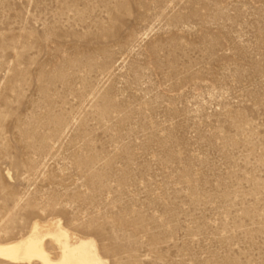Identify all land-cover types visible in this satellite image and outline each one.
Segmentation results:
<instances>
[{
    "label": "rangeland",
    "instance_id": "374dc122",
    "mask_svg": "<svg viewBox=\"0 0 264 264\" xmlns=\"http://www.w3.org/2000/svg\"><path fill=\"white\" fill-rule=\"evenodd\" d=\"M51 220L264 264V0H0V242Z\"/></svg>",
    "mask_w": 264,
    "mask_h": 264
},
{
    "label": "bare ground",
    "instance_id": "6f19581e",
    "mask_svg": "<svg viewBox=\"0 0 264 264\" xmlns=\"http://www.w3.org/2000/svg\"><path fill=\"white\" fill-rule=\"evenodd\" d=\"M0 261L9 264H108L93 238H77L60 220L34 222L16 240L0 242Z\"/></svg>",
    "mask_w": 264,
    "mask_h": 264
}]
</instances>
